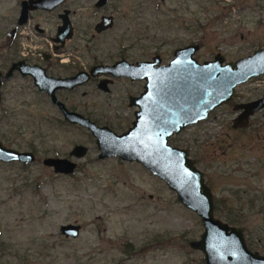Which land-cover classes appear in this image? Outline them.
Masks as SVG:
<instances>
[{"label":"rangeland","instance_id":"374dc122","mask_svg":"<svg viewBox=\"0 0 264 264\" xmlns=\"http://www.w3.org/2000/svg\"><path fill=\"white\" fill-rule=\"evenodd\" d=\"M94 1L73 0L68 6L77 32L61 58L71 54L77 68L91 59L114 62L121 52L136 61L158 54L166 63L174 50L192 44L200 46L199 62L218 53L235 62L264 49V0H115L104 11L92 10ZM17 3L0 0V27ZM103 14L113 15L116 24L98 36L93 26ZM40 42L51 49L48 41ZM12 82L0 104V141L19 151L36 149L37 161L27 168L0 163V264H205L189 247L203 232L199 218L162 181L138 164L98 159L86 129L64 123L29 84ZM135 85L116 80L103 93L90 83L61 99L121 134L133 120L128 98L142 91ZM262 93L264 76L240 85L237 97L245 102ZM234 116L231 106H222L169 144L195 160L214 200L221 201L217 218L240 221L233 227L243 231L248 249L264 256V120L257 114L248 129L236 132ZM76 145L87 154L72 160L78 166L74 174L55 175L42 166L44 158H66ZM235 194L242 209L234 205L228 214ZM69 224L80 227L77 238L59 232Z\"/></svg>","mask_w":264,"mask_h":264},{"label":"water","instance_id":"95a60500","mask_svg":"<svg viewBox=\"0 0 264 264\" xmlns=\"http://www.w3.org/2000/svg\"><path fill=\"white\" fill-rule=\"evenodd\" d=\"M62 1L34 0L28 9L49 11ZM108 21L104 19V26L99 27H108ZM69 32L68 23H64L60 35L67 37L58 39V42L63 45L65 39H70ZM198 50L197 45L178 49L166 67H156L159 64L157 59L153 64L142 63L136 68L119 63L102 71V74H110L113 78L129 77L131 81L145 82L140 97L129 100L130 106L139 109L135 121L131 129L120 136L78 114L68 113L55 99L56 88L70 90L87 81L84 75L55 81L54 85L49 79L36 82L38 79L35 77V85L51 97L65 122L86 129L93 136L99 159L117 158L121 162L138 163L162 181L175 194L177 201L199 218L203 232L198 240L189 243V247L203 255L205 264H264V256L248 249L240 228L216 218L212 192L205 183L203 173L189 158V152L168 145L173 133L179 134L187 126L206 121L209 113L232 101L236 87L263 76L264 49L225 65L221 55L211 62L198 64L193 58ZM235 110L240 111V115L232 129L245 127L250 117L264 110V97L236 106ZM86 151V148L77 146L70 157L81 159ZM32 162V154L6 149L0 144V163ZM43 166L52 169L55 175L63 176H70L77 169L75 163L65 159H45ZM79 229V226L69 224L60 226L59 232L64 237L76 238Z\"/></svg>","mask_w":264,"mask_h":264},{"label":"flooded vegetation","instance_id":"af4514ba","mask_svg":"<svg viewBox=\"0 0 264 264\" xmlns=\"http://www.w3.org/2000/svg\"><path fill=\"white\" fill-rule=\"evenodd\" d=\"M31 1H34V0H18V3L16 4V8L13 11L14 13H12V16L9 18L8 22L6 23V26L0 27V104H2L3 99H4L3 97L6 95V93H4L5 87H8L10 82L13 83L12 82L13 80H18V81L20 80V81L24 82L23 84H25L23 87H26V84H29L34 90H36V92L39 96L45 97L48 100V102L50 103V105L52 107H54L57 110V112H59L60 117L62 118L63 122L68 124L67 122H65L63 114H62L61 110L59 109V107L52 102L51 97L48 94H46L45 92L38 90L37 85H35L36 84L35 79L36 78L38 79V81H36V82H40L41 80L47 81L46 79H49V81H52V83L54 85L55 81H60V80L64 81V80L74 79L78 75H84L85 77H87V81H84V83L83 82L78 83L79 84L78 86H75L70 90L69 89H57L56 88L54 95H55V99L57 100V102L62 104L68 113L78 114V115L84 117L85 119L89 120L90 122L95 123L90 118L85 117L84 115L80 114L76 110V108H70V106L68 107L66 102H64L61 99V95L70 96V95L76 93L79 88L83 87L84 85L90 84V83H94L97 90L102 91L103 93H109L110 86L112 85V83L114 81L124 80L127 83L136 84L135 86H140L142 88V91L137 96H129V98H128V106L133 109V112H132L133 120L131 121V125L128 126V129L125 132H123L121 134H116V133L115 134L120 136V135L127 133L128 130L131 129L132 124L135 121L136 112H139V109L137 107L130 106L129 100L131 98H139L140 97V95L144 92L145 82L144 81H135V80L131 81V79L129 77L113 78V77H111L110 74H102L103 73L102 71L104 69L116 66L119 63L127 64L133 68H136V67H138V65H140L142 63L153 64L154 61L157 59L159 60V64L156 67H166L174 59V53L178 49H176L172 52V59L166 63H162V57L158 54H154L150 60L136 61V60L128 59L127 57H125L124 52H121V54H120L121 57L114 62L113 61H108V62L94 61L95 59H91L93 61L91 62L90 65L82 66L83 68L82 67L77 68L70 61V58H71L70 55L71 54H69V55L67 54V56L65 57V60H62V58H61L62 57L61 54L66 53L65 51H63V49L66 47V44L73 40L75 33L77 32V30L75 29V26L73 24V19H72L75 12L71 11L69 8V7H71V5H73V0H63L62 2L56 4L54 7H52V9L49 11L44 10V9H36V10L28 9ZM114 2H115V0H104V1L95 0L94 4L92 5V10L104 11L108 7L111 8V5H114ZM24 10H26L25 13H23ZM104 19L109 20L107 23L108 27H99V26L103 25ZM64 23L65 24L68 23V27L70 28L69 34L71 33V37H70V39H65L64 43L62 45L61 43L58 42V39H64L65 37H67L65 34L60 35V30L63 27ZM47 24H51L52 29H51V27H49V29H47L48 28ZM115 24H116V20H115V17L113 15L103 14V15L99 16L98 21L94 23L93 32L95 34H97L98 36L104 35V34L110 32L111 30H113ZM49 33H51V35L46 37V34H49ZM40 40L48 41L51 49L44 50V48H46V45L43 44V42H40ZM28 42H31L30 48L29 47L26 48V43L28 44ZM192 45H197L199 47V50H200V46L198 44H192ZM33 46L35 47V49H32ZM183 48H179V49H183ZM198 51H196L193 58L200 65H202L205 62L213 61L214 58L218 55H221L224 58L223 65L228 64V63H233V62H226L225 56L223 54H220V53L214 55L212 60L199 62V60L196 57ZM242 59H244V58H242ZM66 71H67V73H65ZM32 74H34L35 76H33ZM263 76H260V77H263ZM260 77L255 78V79H251L250 81L259 79ZM238 87L235 88L233 100L230 101L228 104L223 105V106H231V108L234 112L235 116L233 117V120H232V126H234L233 124H234L235 119L240 115V111L235 110L236 106L248 104V103L257 101V100L261 99L262 97H264V93H262L261 96H259L256 99L245 101V102L240 101V100H238L239 96L237 97ZM26 89H28V88H26ZM220 108H222V107H220ZM220 108H217V109H220ZM211 113H209L207 119H210ZM257 114H260L259 117L264 120V110H262L260 112H257L256 114H254L252 117H250L248 119L247 125L245 127L233 128V130L236 132L245 131L246 129H248L250 127L251 120ZM206 121L199 122L196 125H192V127L202 125V123H205ZM68 125H70V124H68ZM70 126H75V125H70ZM96 126L106 127L110 130V128L108 126H104V125L100 126L97 124H96ZM188 128H190V126H187L185 129L181 130V132L179 134H181L183 131L187 130ZM179 134L173 133L169 137L168 145L170 147H172V146L169 144V141L173 137L178 136ZM0 144L2 145V147L6 148V149L14 150V151H17L20 153H30L33 155V162L32 163H27V164L26 163H17V164H20V166L23 168H27L29 165H32L37 161L36 149L35 150L30 149L29 151H19V150H15V149L4 146L1 141H0ZM77 146H82V145L74 146L66 158H57V157L44 158L42 160V163H41L42 166H43V161L45 159H65V160H69L70 162L75 163L74 161H72L73 159H76V160H80V159H77L75 157H70V154L73 151V149ZM82 147H84V146H82ZM84 148H86V147H84ZM172 148H176V147H172ZM182 150H184V149H182ZM86 154H87V151H86ZM86 154L84 156H86ZM189 158L192 159L190 157V155H189ZM100 160H102V159H100ZM193 161H194L195 167L197 168L195 160H193ZM133 163H135V162H133ZM1 164H15V163H1ZM135 164H138V163H135ZM45 168H47V167H45ZM209 189H210V187H209ZM239 199L242 200L241 197H239Z\"/></svg>","mask_w":264,"mask_h":264},{"label":"trees","instance_id":"16d2710c","mask_svg":"<svg viewBox=\"0 0 264 264\" xmlns=\"http://www.w3.org/2000/svg\"><path fill=\"white\" fill-rule=\"evenodd\" d=\"M237 196V197H236ZM253 197H257L256 196H253ZM236 198V199H235ZM232 199H233V194H232ZM259 199V198H257ZM234 200H236L237 203H230V205L228 206V208L226 209V212L229 214L230 212L233 211V208H234V205L236 206L237 210H240L242 209V206L240 205V202L241 200L239 199V196L237 194H235L234 196ZM255 199L253 200H250V201H254ZM233 202V201H232ZM219 204H221V201L219 200H214V205H215V208H214V214L217 218V214H219ZM225 203H223V206H226L224 205ZM227 207V206H226ZM229 226H233V225H237V224H241L240 221L238 220H234L232 217H227V222H226Z\"/></svg>","mask_w":264,"mask_h":264}]
</instances>
